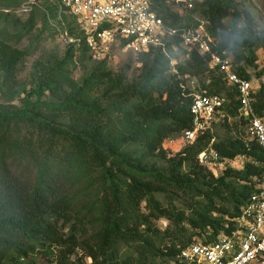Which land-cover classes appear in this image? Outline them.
Wrapping results in <instances>:
<instances>
[{"label": "trees", "instance_id": "obj_1", "mask_svg": "<svg viewBox=\"0 0 264 264\" xmlns=\"http://www.w3.org/2000/svg\"><path fill=\"white\" fill-rule=\"evenodd\" d=\"M176 2L152 0V9L173 26L203 22L210 52L167 34L164 46L135 52L140 72L130 79L106 58L93 60L84 30L64 13L74 40L62 55L35 60L34 82L20 88L18 103L0 100V264H188L184 248L239 226L262 180L264 147L244 139L238 86L212 57L226 51L232 69L252 81L264 117V27L246 0H194L185 13ZM24 54L0 38L4 81L15 78ZM193 77L200 93L225 100L206 129L172 152L165 142L193 126ZM221 112L223 133L214 130ZM211 147L220 173L201 159ZM238 156L246 157L241 167L233 164Z\"/></svg>", "mask_w": 264, "mask_h": 264}, {"label": "built area", "instance_id": "obj_2", "mask_svg": "<svg viewBox=\"0 0 264 264\" xmlns=\"http://www.w3.org/2000/svg\"><path fill=\"white\" fill-rule=\"evenodd\" d=\"M192 7V0H176ZM60 15L71 14L87 36L91 49L100 52L108 42L118 40L134 52L151 46H164L167 34H179L186 44L197 45L202 53L212 50L213 39L203 22L193 26H173L152 9V0H54ZM71 40L74 37L70 36ZM230 83L238 86L240 115L247 120L244 139L255 137L264 147V117L252 100V81L232 69L231 57L223 51L212 57ZM225 100L219 93H196L191 104L193 126L183 132L191 141L206 129L221 110ZM173 141V138L169 139ZM201 159L210 166L222 165L219 152L213 147L201 152ZM239 226L215 242H195L182 250L188 264H264V168L262 180L239 216Z\"/></svg>", "mask_w": 264, "mask_h": 264}, {"label": "rangeland", "instance_id": "obj_3", "mask_svg": "<svg viewBox=\"0 0 264 264\" xmlns=\"http://www.w3.org/2000/svg\"><path fill=\"white\" fill-rule=\"evenodd\" d=\"M192 1L194 2V0ZM246 1L252 5L259 25L264 27V0ZM54 5H56L54 0H0V38H3L11 46L25 51L23 58L16 65L15 78L13 80L4 81L3 74L0 73L1 101L18 103L20 96L24 93L20 88L24 84L31 86L34 82L35 60L46 51H54L62 55L73 41L70 36L75 37V34H70V25H67L70 20L63 18L59 10H57L56 14L51 12L50 9ZM172 6L184 13L189 11L185 2L182 1H177ZM194 15L199 17L198 13ZM71 25H75V21ZM88 54L92 55L93 60L106 58L110 67L115 71L123 68L127 69L130 79L136 77L140 72L141 62L138 60L137 53L126 48L118 40L108 42L100 52L89 50ZM263 62L264 50L260 48L259 63ZM73 69L74 75L80 77L84 71V66L82 62L78 61ZM251 71H254V69L252 68ZM252 79L253 84L258 85L262 78L254 75ZM197 81L198 78L193 77L188 80V83L195 89V93H200L201 90L196 88ZM14 90L15 93L13 94L12 91ZM222 115V112L217 115V121L214 124V130L219 133L228 130L227 127L221 125ZM228 121L231 133L235 136L239 135L240 132L233 126V118H229ZM240 127L242 129V123ZM173 139V141L167 140L165 142V147L172 152L181 149L188 143V140L182 134H177ZM245 160L246 157L238 156L234 159L233 164L241 167ZM221 167L222 165L211 166L216 173L221 172ZM160 223L166 224L167 221L160 220Z\"/></svg>", "mask_w": 264, "mask_h": 264}]
</instances>
